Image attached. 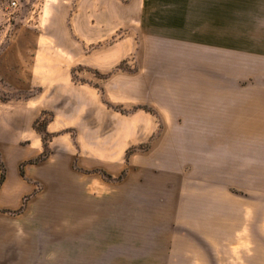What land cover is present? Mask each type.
<instances>
[{"label":"crops","instance_id":"1","mask_svg":"<svg viewBox=\"0 0 264 264\" xmlns=\"http://www.w3.org/2000/svg\"><path fill=\"white\" fill-rule=\"evenodd\" d=\"M11 1L0 0V87L17 93L0 99V264H43L44 197H75V162L87 193L129 180L149 228L170 222L188 243L264 264V80L189 78L173 55L235 51L251 0ZM44 112L51 152L31 162Z\"/></svg>","mask_w":264,"mask_h":264},{"label":"rangeland","instance_id":"2","mask_svg":"<svg viewBox=\"0 0 264 264\" xmlns=\"http://www.w3.org/2000/svg\"><path fill=\"white\" fill-rule=\"evenodd\" d=\"M17 1V6L11 8L19 7ZM12 23L15 27L20 24L15 20ZM240 23L249 28L250 35L235 38V51L173 54L176 60L189 62V67L183 69L189 78L208 81L218 77L221 83L235 79L237 89L241 90L258 79L264 80V0H251L250 10ZM4 24L1 20L0 28H5ZM196 60L205 62V66H193ZM77 80L87 78L80 73ZM15 95L0 87V99L8 100ZM147 145L143 144V149ZM74 166L77 170L75 197L63 191L44 197V208L49 206L52 210L43 213L42 228L38 222L37 251L43 250V264H244L245 254L237 250L238 246L220 248L218 253L213 246L181 239L179 226L170 222H153L149 228L138 211L139 203L133 198L129 180L124 182L122 190L109 188L100 193H87L85 172H89L80 169L76 162ZM126 177L127 173L123 179ZM73 208L75 212H71ZM256 248L253 244V263Z\"/></svg>","mask_w":264,"mask_h":264},{"label":"trees","instance_id":"3","mask_svg":"<svg viewBox=\"0 0 264 264\" xmlns=\"http://www.w3.org/2000/svg\"><path fill=\"white\" fill-rule=\"evenodd\" d=\"M3 100V99H1ZM117 109H119L120 111L122 112H126V110H124V108H121L120 106H116ZM144 109H146L147 111H150V112H154L153 109L149 108L148 106H144L143 107ZM49 117L47 116L46 112L43 113L42 117L39 118L36 123H35V128L36 130L42 135V139H43V145H44V149H43V152L42 154L36 158L35 160H32L31 162L33 161H42V160H45L47 159V157L49 156V146H48V142H49V139L51 138V134H49L47 131H46V124H47V121H48ZM142 145L140 146H131L128 150H127V160L129 159L130 155L136 151L137 149H142ZM1 169H2V174H1V178H0V185L2 184V182L4 181V178H5V166L4 164L1 165ZM102 176L106 179H109V180H112L113 177L107 173L106 171H103V170H100L98 169ZM21 173L22 175H24V170L23 168L21 167ZM126 176V170L123 171V173L121 174V176H119L117 179L121 180L123 179L124 177Z\"/></svg>","mask_w":264,"mask_h":264},{"label":"built area","instance_id":"4","mask_svg":"<svg viewBox=\"0 0 264 264\" xmlns=\"http://www.w3.org/2000/svg\"><path fill=\"white\" fill-rule=\"evenodd\" d=\"M17 4H18V1H17V0H12V1L10 2V5H11L12 7H16Z\"/></svg>","mask_w":264,"mask_h":264}]
</instances>
